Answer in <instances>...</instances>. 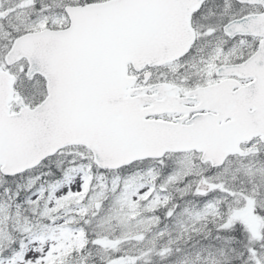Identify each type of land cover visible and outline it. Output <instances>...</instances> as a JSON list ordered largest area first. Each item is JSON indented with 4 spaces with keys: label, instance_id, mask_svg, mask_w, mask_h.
<instances>
[{
    "label": "snow or ice",
    "instance_id": "6c2138e0",
    "mask_svg": "<svg viewBox=\"0 0 264 264\" xmlns=\"http://www.w3.org/2000/svg\"><path fill=\"white\" fill-rule=\"evenodd\" d=\"M0 264H264V0H0Z\"/></svg>",
    "mask_w": 264,
    "mask_h": 264
}]
</instances>
